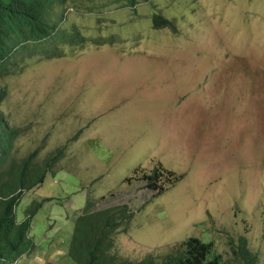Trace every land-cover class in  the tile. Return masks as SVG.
Masks as SVG:
<instances>
[{
  "label": "rangeland",
  "instance_id": "rangeland-1",
  "mask_svg": "<svg viewBox=\"0 0 264 264\" xmlns=\"http://www.w3.org/2000/svg\"><path fill=\"white\" fill-rule=\"evenodd\" d=\"M61 27L97 44L58 43L61 56L24 53L0 74L1 110L20 129L12 155H63L16 207L34 210L33 250L16 264H73V224L127 204L120 258L157 260L182 240H212L224 261L243 236L264 264V0H65ZM175 29L155 27L153 16ZM181 179L150 188L153 169Z\"/></svg>",
  "mask_w": 264,
  "mask_h": 264
},
{
  "label": "trees",
  "instance_id": "trees-1",
  "mask_svg": "<svg viewBox=\"0 0 264 264\" xmlns=\"http://www.w3.org/2000/svg\"><path fill=\"white\" fill-rule=\"evenodd\" d=\"M65 0H0V74L12 72L18 62L16 56L37 52L46 57L61 56L58 43L83 45L86 41L97 44L112 42L109 39H88L77 27L67 32L61 27ZM145 0H124L123 6L135 8ZM62 5L56 20L50 18L54 4ZM155 27L169 26L173 22L162 15L153 16ZM5 90H0V104ZM18 127L9 124L0 107V264H15L25 253L33 250V239L29 234L30 218L34 210L19 221L16 207L24 194L39 186L48 171L63 155V147L52 151L41 164L35 157L38 149L17 159L12 155L14 141L19 134ZM165 175L172 183L181 179L173 171L153 169L143 175L150 188H161L158 181ZM134 213L127 204L110 205L93 209L86 201L76 217L67 254L73 264H257V255L252 253L246 239L241 236L235 243L230 239L233 259L224 261L212 240L188 236L179 248L157 260L151 255L139 260L120 258L112 252L114 234L130 224Z\"/></svg>",
  "mask_w": 264,
  "mask_h": 264
},
{
  "label": "clouds",
  "instance_id": "clouds-1",
  "mask_svg": "<svg viewBox=\"0 0 264 264\" xmlns=\"http://www.w3.org/2000/svg\"><path fill=\"white\" fill-rule=\"evenodd\" d=\"M145 1H146V0H145ZM140 2H141V1H140ZM125 7H127V6H125ZM135 7H136V6H135ZM131 9H133V10H134L135 8H131ZM155 15H159V14H155ZM167 27H169V26H167ZM15 264H16V263H15Z\"/></svg>",
  "mask_w": 264,
  "mask_h": 264
}]
</instances>
